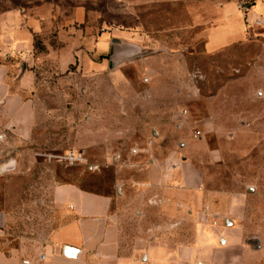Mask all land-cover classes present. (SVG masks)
Returning a JSON list of instances; mask_svg holds the SVG:
<instances>
[{"label":"rangeland","instance_id":"rangeland-1","mask_svg":"<svg viewBox=\"0 0 264 264\" xmlns=\"http://www.w3.org/2000/svg\"><path fill=\"white\" fill-rule=\"evenodd\" d=\"M259 2L0 0V14L17 10L35 33L29 59L0 57V166H9L0 170V237L32 250L65 222L59 184L117 196L122 180H145L135 164L165 177L173 163L187 162L203 214L214 224L244 225L247 242L260 239L255 264H264V15L249 19ZM232 8L243 11L244 31L209 53V34ZM123 33L148 50L110 68L97 42ZM25 70L35 82L22 92ZM210 115L214 128L198 125ZM146 148L163 169L136 152ZM210 149L223 158L212 161ZM72 151L84 160L66 161ZM171 153L177 161L168 163ZM148 205V226L164 224L180 241L192 237L191 222L156 216L150 209L158 207Z\"/></svg>","mask_w":264,"mask_h":264},{"label":"crops","instance_id":"crops-1","mask_svg":"<svg viewBox=\"0 0 264 264\" xmlns=\"http://www.w3.org/2000/svg\"><path fill=\"white\" fill-rule=\"evenodd\" d=\"M263 15L264 4L259 2L251 10L249 19L258 22ZM244 19L243 11L224 10L223 26L209 34L206 50L213 53L233 43L244 31ZM28 25L17 10L0 14V57L17 59L25 55L23 61L30 58L35 33ZM115 33V30L108 32ZM122 43L137 46L141 52L148 50L128 33H123L121 38L104 37L98 40L96 47L101 48L100 54L108 55V66L113 46ZM9 70L6 65L2 70L4 77ZM34 82L32 71H22V92L32 90ZM36 108L32 106V111L36 112ZM50 112H54L53 109ZM198 125L214 128V118L210 115ZM136 152H142L145 158L151 156L153 164L149 168L163 169L164 164L162 166L155 156L156 151L146 148ZM223 155L221 149L208 152L212 161L221 160ZM176 161L177 155L171 153L168 163ZM135 165L142 176L147 172L145 180H122L117 196L85 191L75 184H59L54 193L58 205L64 209L65 222L32 250L13 247L0 237V264H23L24 260L29 264H255L261 258V248L254 249L246 241L244 225L229 221L225 225L214 224L203 214V193L195 190L198 176L187 162L173 163L174 170L167 171L165 177L146 170L145 163ZM177 177L178 185H170ZM149 202L158 207H150V212L154 211L156 216L163 213L191 222L192 237L180 241L169 236L173 233H169L164 224L150 222L148 226ZM158 210L161 214H156ZM65 245L79 249L78 258L66 256L62 251Z\"/></svg>","mask_w":264,"mask_h":264},{"label":"water","instance_id":"water-1","mask_svg":"<svg viewBox=\"0 0 264 264\" xmlns=\"http://www.w3.org/2000/svg\"><path fill=\"white\" fill-rule=\"evenodd\" d=\"M141 50L137 46H131L128 44H119V45H114L110 54V68H113L116 64L119 62L123 61L124 59H128L134 55L140 54ZM9 166L6 165L5 167L0 166V170H4L5 168H8ZM248 243L253 244L254 249H260V239L257 237H251L248 240ZM63 253L66 256H70L73 258H78V255L80 253L79 249H74L69 246H63L62 248Z\"/></svg>","mask_w":264,"mask_h":264},{"label":"built area","instance_id":"built-area-1","mask_svg":"<svg viewBox=\"0 0 264 264\" xmlns=\"http://www.w3.org/2000/svg\"><path fill=\"white\" fill-rule=\"evenodd\" d=\"M66 161L70 163H79L84 160L82 154L72 151L65 156ZM23 264H29V261L24 260Z\"/></svg>","mask_w":264,"mask_h":264}]
</instances>
